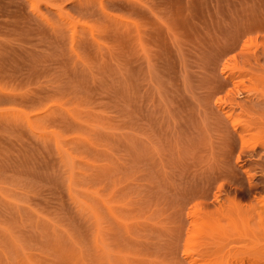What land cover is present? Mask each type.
I'll return each instance as SVG.
<instances>
[{
    "label": "rangeland",
    "instance_id": "374dc122",
    "mask_svg": "<svg viewBox=\"0 0 264 264\" xmlns=\"http://www.w3.org/2000/svg\"><path fill=\"white\" fill-rule=\"evenodd\" d=\"M0 264H264V0H0Z\"/></svg>",
    "mask_w": 264,
    "mask_h": 264
}]
</instances>
